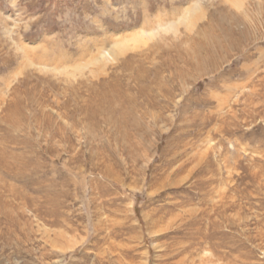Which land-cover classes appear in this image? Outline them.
Returning <instances> with one entry per match:
<instances>
[{
	"label": "rangeland",
	"instance_id": "obj_1",
	"mask_svg": "<svg viewBox=\"0 0 264 264\" xmlns=\"http://www.w3.org/2000/svg\"><path fill=\"white\" fill-rule=\"evenodd\" d=\"M0 264H264V0H0Z\"/></svg>",
	"mask_w": 264,
	"mask_h": 264
},
{
	"label": "bare ground",
	"instance_id": "obj_2",
	"mask_svg": "<svg viewBox=\"0 0 264 264\" xmlns=\"http://www.w3.org/2000/svg\"><path fill=\"white\" fill-rule=\"evenodd\" d=\"M134 39V38H133ZM142 39V38H141ZM133 41V40H132ZM139 42V41H138Z\"/></svg>",
	"mask_w": 264,
	"mask_h": 264
}]
</instances>
